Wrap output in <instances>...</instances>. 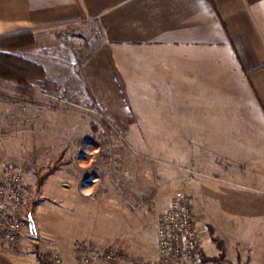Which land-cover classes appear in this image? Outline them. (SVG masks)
I'll use <instances>...</instances> for the list:
<instances>
[{"label":"crops","instance_id":"obj_1","mask_svg":"<svg viewBox=\"0 0 264 264\" xmlns=\"http://www.w3.org/2000/svg\"><path fill=\"white\" fill-rule=\"evenodd\" d=\"M71 26L97 30L101 39L73 91L85 94L88 87L111 120L108 128L131 135L169 181H187L192 189L196 178L188 179L185 168L198 173L201 164L216 177L225 165L260 168L264 264V0H0V37L47 36ZM92 177L101 183V175L83 183ZM66 180V189L62 179L52 181L53 194L74 196L52 208V248L65 264H78L76 240L94 239L91 230L104 229L113 209L104 194L98 202H78L80 179ZM120 203L114 212L122 215L129 209ZM155 235L154 248L131 239L125 246L156 260ZM200 236L201 251L212 254Z\"/></svg>","mask_w":264,"mask_h":264},{"label":"rangeland","instance_id":"obj_2","mask_svg":"<svg viewBox=\"0 0 264 264\" xmlns=\"http://www.w3.org/2000/svg\"><path fill=\"white\" fill-rule=\"evenodd\" d=\"M100 41L97 30L71 26L47 36L0 42L1 55L45 62L47 77L55 85L51 88L49 82L41 81L21 84L0 76V165L8 163L19 168L26 190L24 235L18 243L7 244L0 251V264H42V259L52 264L55 254L51 211L74 197L72 193L53 194L52 181L62 179L66 189L71 184L66 180L70 176L80 179L76 188L81 195L78 202L85 198L98 202L104 194L109 212L113 209L104 229L91 230L94 239L76 240V251L88 246L105 250L120 243L126 252L124 261L94 263L130 264L129 257H144L129 252L126 241L131 239L136 247L154 248L159 215L177 191L187 190L194 201L200 233L213 251L208 256L202 250L203 264H262L260 168L249 167L247 172L243 167L225 165L220 177H216L210 165L201 164L198 173L192 166L185 168L188 179L196 178L192 189L187 181H169L156 157L138 150L131 135L108 128L111 120L93 101L88 87L85 94L73 91L77 82L81 88L82 63ZM52 169L53 173L43 179ZM92 175H101V183L93 177L83 183ZM117 195L121 201L114 198ZM120 202L130 211L115 213ZM30 216L35 221L36 234L30 229Z\"/></svg>","mask_w":264,"mask_h":264},{"label":"built area","instance_id":"obj_3","mask_svg":"<svg viewBox=\"0 0 264 264\" xmlns=\"http://www.w3.org/2000/svg\"><path fill=\"white\" fill-rule=\"evenodd\" d=\"M3 115L0 111V127ZM128 176V174H126ZM91 191H87L90 194ZM26 190L22 171L8 163L0 165V251L5 245L16 243L25 232L24 207ZM158 259L129 257L130 264H203L201 236L193 209L192 197L184 190L177 191L169 206L158 217ZM126 259L120 243L102 250L86 247L77 254L78 264L98 261L118 263ZM52 264H65L62 256L55 254Z\"/></svg>","mask_w":264,"mask_h":264},{"label":"trees","instance_id":"obj_4","mask_svg":"<svg viewBox=\"0 0 264 264\" xmlns=\"http://www.w3.org/2000/svg\"><path fill=\"white\" fill-rule=\"evenodd\" d=\"M33 36L32 33H21L11 36H3L0 37L1 41H6L9 39H25L26 37ZM0 76L12 78L16 80L17 82H20L21 84H28L33 82H46L50 85L51 88H54L55 85L52 83V80L47 77L46 70L43 67V65L23 59L20 57H15L13 55H1L0 54ZM48 85V86H49ZM53 170H50L48 173H46L43 177L46 178L49 175L53 173ZM43 179L40 181V184L42 183ZM42 264H51L48 261H45L44 259L41 260Z\"/></svg>","mask_w":264,"mask_h":264},{"label":"water","instance_id":"obj_5","mask_svg":"<svg viewBox=\"0 0 264 264\" xmlns=\"http://www.w3.org/2000/svg\"><path fill=\"white\" fill-rule=\"evenodd\" d=\"M29 222H30V229H31L32 233L36 234L37 230H36L35 221L31 216H30Z\"/></svg>","mask_w":264,"mask_h":264}]
</instances>
